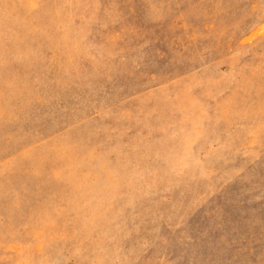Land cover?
<instances>
[{"label":"rangeland","instance_id":"1","mask_svg":"<svg viewBox=\"0 0 264 264\" xmlns=\"http://www.w3.org/2000/svg\"><path fill=\"white\" fill-rule=\"evenodd\" d=\"M0 264H264V0H0Z\"/></svg>","mask_w":264,"mask_h":264}]
</instances>
